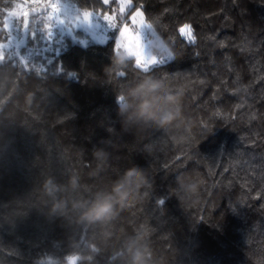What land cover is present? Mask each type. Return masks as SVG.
<instances>
[{
    "label": "trees",
    "instance_id": "trees-1",
    "mask_svg": "<svg viewBox=\"0 0 264 264\" xmlns=\"http://www.w3.org/2000/svg\"><path fill=\"white\" fill-rule=\"evenodd\" d=\"M52 1L120 18L0 0V43L26 20L0 52V264H264V0H135L167 80L64 32Z\"/></svg>",
    "mask_w": 264,
    "mask_h": 264
},
{
    "label": "rangeland",
    "instance_id": "rangeland-1",
    "mask_svg": "<svg viewBox=\"0 0 264 264\" xmlns=\"http://www.w3.org/2000/svg\"><path fill=\"white\" fill-rule=\"evenodd\" d=\"M127 4L128 3L126 0H119V6L117 10L119 16L121 15L119 12L120 6H124L126 9ZM50 5L52 6L55 13H51L50 15L64 25V28H62L64 32L70 33L73 30L82 29L88 34L91 40L96 42H105L111 36H114L116 40V53L127 57H133L135 64L140 68L145 69L150 64L155 63L156 55L164 56L169 53V49L166 44L159 38H156L149 42L152 55L150 57H145L143 47L139 41V34H137L136 38H130L131 33L125 34L124 29H121L120 33L118 34L117 31L111 30L106 25V23L98 16V13L80 11L76 6H71L67 3H57V1H52ZM23 7L24 6L22 4H19V8L16 7L8 13L5 25L7 28L5 34L6 38L0 43V52L2 53L7 50L8 54H19L17 49L25 39V27H21L20 23L26 22V20L21 21V19L18 18ZM24 10L29 11L30 9L28 8ZM121 11H123V8H121ZM103 19L111 23L113 18L107 17V15H105ZM140 19L141 17L138 16L136 20L137 29L139 27ZM13 20L14 22L17 21V24H13ZM80 42L84 43L85 41L80 40ZM73 262V258L68 259L69 264H73Z\"/></svg>",
    "mask_w": 264,
    "mask_h": 264
},
{
    "label": "snow or ice",
    "instance_id": "snow-or-ice-1",
    "mask_svg": "<svg viewBox=\"0 0 264 264\" xmlns=\"http://www.w3.org/2000/svg\"><path fill=\"white\" fill-rule=\"evenodd\" d=\"M117 0H102V4L104 6H109L111 4H115ZM123 8V11H121ZM145 6L141 2L138 5L135 3V0H128L127 4V12L128 14L125 15L126 9L124 6H120V18L118 19L116 16V9L112 8L110 12L106 13H98V16L106 23V25L114 31H117L118 34L120 33L121 29L125 30V34L131 33L130 38H136L137 34H139V41L141 46L143 47L145 57H150L152 55L151 48L149 46V42L153 39L159 38L165 44L164 36L165 33L162 30H159V18L158 17H150L145 12ZM89 11H92L89 9ZM107 15V17L113 18L112 22L104 20L103 17ZM141 17L139 21V27H136V20L137 17ZM142 21V22H141ZM14 24V22H13ZM131 25V27H130ZM178 33L186 39L189 44H195L196 42V35L194 34L193 28L191 24H183L177 29ZM167 45V44H166ZM116 46V40L114 44V48ZM198 55V54H197ZM134 58H132L133 60ZM176 59L173 52L169 49V53L164 56L156 55V62L150 64L147 69H145V74H157V69L162 68L170 64ZM126 76V74H125ZM160 76V75H158ZM163 79H168L166 76H160ZM259 198V197H257Z\"/></svg>",
    "mask_w": 264,
    "mask_h": 264
},
{
    "label": "clouds",
    "instance_id": "clouds-1",
    "mask_svg": "<svg viewBox=\"0 0 264 264\" xmlns=\"http://www.w3.org/2000/svg\"><path fill=\"white\" fill-rule=\"evenodd\" d=\"M129 171H132V169H129Z\"/></svg>",
    "mask_w": 264,
    "mask_h": 264
}]
</instances>
